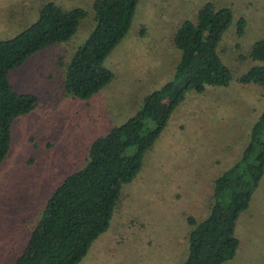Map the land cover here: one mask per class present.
Returning <instances> with one entry per match:
<instances>
[{
    "label": "rangeland",
    "instance_id": "1",
    "mask_svg": "<svg viewBox=\"0 0 264 264\" xmlns=\"http://www.w3.org/2000/svg\"><path fill=\"white\" fill-rule=\"evenodd\" d=\"M49 1L88 13L68 39L32 53L8 72L14 89L38 101L12 121L10 147L0 161V264H13L47 198L85 163L90 142L127 120L147 93L174 76L181 52L173 33L208 0H138L127 32L103 60L113 78L89 97L67 91L65 68L94 24L93 0H0V38L34 21ZM210 1L232 13L215 46L230 70L229 82L188 89L172 107L139 171L122 184L108 227L76 264L182 263L191 228L187 216L208 215L214 178L240 156L264 110V87L238 80L254 63L253 42L264 37V0ZM239 16L245 18L241 34ZM234 232L238 246L222 264H264V173Z\"/></svg>",
    "mask_w": 264,
    "mask_h": 264
},
{
    "label": "trees",
    "instance_id": "2",
    "mask_svg": "<svg viewBox=\"0 0 264 264\" xmlns=\"http://www.w3.org/2000/svg\"><path fill=\"white\" fill-rule=\"evenodd\" d=\"M138 0H93V20L84 41L66 63L65 87L75 96L89 97L113 78L103 60L127 32ZM88 11L63 8L49 1L38 17L9 38H0V161L11 141L16 116L37 104L33 93L14 89L8 72L32 53L68 39ZM232 18L227 6L208 0L196 18L184 19L173 33L180 49L174 76L143 97L127 120L113 125L89 144L85 163L67 174L47 198L42 214L13 264H76L110 221L123 183L139 171L145 150L158 137L172 107L188 89L227 84L231 73L215 46ZM241 34L245 18L236 20ZM254 63L240 76L242 83L264 87V37L253 42ZM264 173V110L251 125L240 156L213 180L208 215H188V255L180 264H222L238 246L235 224Z\"/></svg>",
    "mask_w": 264,
    "mask_h": 264
}]
</instances>
